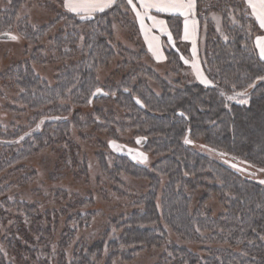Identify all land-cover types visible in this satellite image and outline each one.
<instances>
[{
    "label": "trees",
    "instance_id": "1",
    "mask_svg": "<svg viewBox=\"0 0 264 264\" xmlns=\"http://www.w3.org/2000/svg\"><path fill=\"white\" fill-rule=\"evenodd\" d=\"M27 1L51 7L59 0H10V8L1 14L0 36L12 27L9 23ZM122 3L118 0L110 10L83 20L91 32L81 50L74 35L64 37L59 32L50 41L44 51L56 53L57 61L76 59L61 68L66 70L65 78L58 77L49 86L34 78L29 67L8 77L28 93L35 91L43 108L69 91L73 105L88 106L99 87L102 97L95 102H109L111 93L112 103L124 109L123 120H116L111 111L102 125L82 121L78 113L66 122L42 120L35 130L30 128L16 139L17 144L0 141V174L20 171L13 183L25 185L35 172L16 165L41 147L65 144L68 150L63 154L74 153L72 167L86 177V161L76 160L80 149L71 139V127L95 147L100 142L82 132L103 130L114 139L115 130L122 133L131 127L137 135L152 139L153 154L159 157L147 167L123 155L110 154L107 163L103 153H96L103 176L114 185L121 212L106 216L99 229L88 235L82 234L90 232L97 215L90 193L58 191L54 201H68L55 208L9 197L10 184L0 187V264L128 263L150 252L153 264H264V187L223 160H236L256 175L255 168H264V79H258L264 78V61L255 48V38L261 34L257 23L245 14L244 0H196L200 61L212 81L205 87L180 58L181 49L185 53L188 49L181 48L182 18H167L175 46L166 50L163 63H155L142 44L130 8L120 7ZM68 14L63 15L75 18ZM58 19L34 31L22 20L19 30L26 40H36ZM33 57L40 64L47 60L37 52ZM110 66L114 85H102V74ZM221 91L246 92L248 104L228 101L226 108ZM52 107L60 110L58 105ZM13 132L0 128V138H12ZM186 137L192 138L191 143H184ZM120 175L147 182V188L132 191ZM101 191L106 198V191ZM212 198L223 208L216 217L200 209Z\"/></svg>",
    "mask_w": 264,
    "mask_h": 264
},
{
    "label": "rangeland",
    "instance_id": "2",
    "mask_svg": "<svg viewBox=\"0 0 264 264\" xmlns=\"http://www.w3.org/2000/svg\"><path fill=\"white\" fill-rule=\"evenodd\" d=\"M62 5L63 0L53 3L51 7L48 6V4L47 7H38L35 3L27 1L23 3L16 12L13 22L9 23L10 25L12 24V27L5 29L4 35L2 36H6V38H1L0 36V128L4 132L7 130L14 131L12 138L1 137L0 141H13L14 144H17V141H15L16 139L26 135L31 130H35L37 124L39 122L41 123L42 120L53 119L59 122H66L74 119L73 117L76 113H78L77 115L82 121L92 120L99 125H102V119L109 114L110 111L114 114L116 120L119 121V118L123 120L124 109L112 103L111 99L115 96L111 93L109 94V102H95L96 99L92 97V101L88 106L78 107L73 105V98L70 99V97H73L70 96L72 91H69L65 95L60 96V100H57L56 103H52L43 108V103L39 101L37 98L38 94L35 91L28 93L27 90L21 89L13 85V83H10L11 80L8 76L15 70L22 71L23 69L24 71L25 67L32 69L34 78H39L49 86L53 85L55 83L54 80L58 77L65 78L66 70L61 68L64 65L74 63L76 59L59 62L57 61L56 53H49L47 51L48 49L45 51L44 49L51 45L50 41L60 32L64 37L74 35V43L76 47L81 50L86 43V37L91 32V28L89 25L85 24V21L79 18L75 17L74 19H70L63 15L68 13L64 10ZM10 6V0H0V19L2 18L1 14H4ZM65 18H68V20ZM57 19L59 21L55 23L56 25L50 28L44 36L36 40H26L23 33L21 34L19 30L20 26L23 28L20 23L22 20H26V24L34 31L33 29H38ZM12 35L16 36L17 39L12 40L10 38ZM116 37L118 38L119 35ZM62 50L64 51L66 48ZM35 52H37V55H41L42 58L47 60L44 63L43 60H41V64L36 62L34 60L35 57H33ZM110 69L111 66L108 67V71L105 74H102L100 84L103 85L107 82L109 85H114V82L111 80L112 75L110 74ZM190 71L195 79L192 69ZM24 73H26V71ZM117 82L118 81H116L115 84ZM58 95L59 94H56L54 97L57 98ZM230 95H233V93ZM106 96L108 97V95ZM62 97L66 98L63 99ZM242 98L247 99L246 96ZM247 100L249 101V99ZM230 102L240 104L236 101ZM54 105H58L60 110H54L52 107ZM65 106L69 108L67 107L68 109L64 110L66 108ZM62 107L64 108L62 109ZM101 112H103L102 115H100ZM30 128L33 129L30 130ZM70 132L72 141H74L80 149L76 160L83 161L84 158L86 161V177H80L81 172H78L79 168H77V166L72 167V162L70 160L73 159L72 157H74L75 154L71 153V155L68 156L67 154H63L67 149L64 144L50 148L41 147L29 158L16 165L18 168H22L23 171L28 170L35 172V177L29 183L25 185L20 184L21 186L14 184L13 181L15 182L16 176H21V173H19L20 171L12 174L9 170H6L0 174V187H6L10 184V190L8 192L9 197L13 198V196H15L20 201L41 203V206H52L55 208L60 207L61 204H65L68 201L67 199L65 201H54L52 196L58 191L66 190L70 194L76 193L81 196L90 193L94 199V208L97 215L93 219L92 226L89 229L90 232L87 230L82 234L88 235L94 230L97 231L99 229V226L105 221L106 216L115 212L116 214L121 212V209L117 207V203L120 202L119 198L113 193L114 185L103 176L102 168L97 163L96 153H103L107 159V163H110V158H108L110 154H112V156L123 155L129 157L134 163H141L139 157L137 159H133L132 157L137 153H143L147 157V161L141 164L147 167L159 156H154L153 154V145L150 144L152 139H146L143 135H137V132L131 127H128L122 133L115 130L117 138L114 139L112 136H108L107 131L103 130L94 131V129L89 128L85 132H82V135L92 136L93 140L100 142V146L91 142L97 147L89 144L87 140L80 137L81 134L72 127ZM156 138L159 139V137ZM187 138L190 141L192 140L191 137ZM137 140H139L140 143H137ZM111 141H115L116 144L122 147L118 149L113 148L110 144ZM129 148L134 150L132 154H129ZM62 157L65 158L63 159ZM259 169L260 168H255L257 175L255 174V176L249 180L264 187V184L260 183V181L264 180V172L259 171ZM119 177L121 181L125 183L126 187L132 191L140 190L143 192L145 191L144 189L147 188V182L142 180L139 181L123 175ZM102 189L107 193L106 198L102 195ZM213 198L200 206L201 211L206 216L216 217L223 212L222 206ZM151 253L153 252L149 254ZM149 254L148 256L139 257L128 263L115 262L114 264H153L155 258L150 257ZM155 254H153L154 257Z\"/></svg>",
    "mask_w": 264,
    "mask_h": 264
},
{
    "label": "snow or ice",
    "instance_id": "3",
    "mask_svg": "<svg viewBox=\"0 0 264 264\" xmlns=\"http://www.w3.org/2000/svg\"><path fill=\"white\" fill-rule=\"evenodd\" d=\"M246 5L245 14L254 18L255 22L259 25L260 29H264V0H244ZM116 4V0H63V8L67 13H71L73 16L78 17L80 20H91L97 13H103L108 9H111ZM125 4L134 13L136 21L139 23L140 32L144 37L147 44L148 51L157 60L164 59L163 52L161 51L162 43L161 36L167 37V43L174 46L173 33L170 31L169 25L165 19L159 18V14H168L173 17H183V40H191L193 60L190 62L180 58L185 64L191 63V68L196 79L205 87L211 85L210 81L202 72L196 61V40L195 36L198 29V22L196 20V0H124V3L120 7H124ZM250 9V13L247 11ZM148 22V23H146ZM156 33H159L158 35ZM12 40H16L17 37L10 36ZM255 48L258 50L259 59L264 61V36H257L255 39ZM258 79H264L259 78ZM248 87H252L251 84ZM127 91V89H125ZM103 90L99 87L92 92V96L95 97L98 93H102ZM107 95V93H103ZM220 95L224 98V106L228 107V101H236L240 104H247L248 100L243 99L246 92H235L233 95H226L221 91ZM91 103V100H89ZM136 103L141 104V100L136 98ZM183 115V113H181ZM39 127V125H37ZM137 143H140L137 140ZM185 144L191 143L186 137ZM113 148H121L122 146L116 144L115 141L110 142ZM133 149H128L129 154L133 153ZM211 151V150H210ZM223 155V154H222ZM140 158L141 163L147 161V157L143 153H137L133 155V159ZM233 168H237L236 164H232ZM243 171V169H238ZM264 172V168L259 169ZM264 184V180L260 181Z\"/></svg>",
    "mask_w": 264,
    "mask_h": 264
},
{
    "label": "crops",
    "instance_id": "4",
    "mask_svg": "<svg viewBox=\"0 0 264 264\" xmlns=\"http://www.w3.org/2000/svg\"><path fill=\"white\" fill-rule=\"evenodd\" d=\"M118 0H116V2H117ZM65 10V9H64ZM108 10H110V9H108ZM108 10H106V11H108ZM66 11V10H65ZM105 11V12H106ZM248 11L250 12L251 10L250 9H248ZM130 12H131V17H132V19L134 20V22L136 23V25H137V27H138V31H139V33H140V37H141V41H142V44H143V46H144V48L146 49V52L149 54V56H150V58L153 60V62H155V63H163L164 61H165V59H166V50L169 48V47H174L175 46V44H174V46L173 45H171V44H168L167 43V37L166 36H161V43H162V47H161V51L163 52V55H164V59H161V60H157L156 58H154L153 56H152V54L148 51V47H147V44L145 43V40H144V37H143V35L141 34V32H140V27H139V23L136 21V19H135V15H134V13L130 10ZM69 14H71V13H69ZM97 14H99V13H97ZM159 18H161V19H165L166 21H167V23H168V20H167V18H176V17H173V16H170V15H168V14H159ZM179 18H182V25H181V35H180V42H182V46H181V48L183 47H185V46H187L188 47V49H187V53H185L184 52V50L183 49H181V51H182V53L184 54L183 56H184V59H187V60H189L190 62L193 60V54H192V47H193V44H192V41L191 40H183L181 37H182V35H183V17H179ZM196 18V20H197V22H198V29H197V33H196V36H195V40H196V57H195V59H196V61L198 62V64H199V67H200V69L202 70V72L204 73V75L206 76V74H205V72H204V69H203V66H202V64H201V61H200V52H201V49H202V39H201V37H200V25H199V21H198V18H197V16L195 17ZM146 23H148V22H146ZM258 25V24H257ZM258 27H259V25H258ZM260 29V28H259ZM260 31H261V34L259 35V36H264V29H260ZM157 35L159 34V33H156ZM256 39V38H255ZM257 50V49H256ZM257 54H258V57H259V53H258V50H257ZM184 62V61H183ZM185 64V63H184ZM185 65H188L190 68H191V63H189V64H185ZM192 69V68H191ZM193 71V70H192ZM194 77H195V75H194ZM195 79H196V77H195ZM197 80V79H196ZM198 81V80H197ZM199 82V81H198ZM200 83V82H199ZM201 84V83H200Z\"/></svg>",
    "mask_w": 264,
    "mask_h": 264
},
{
    "label": "water",
    "instance_id": "5",
    "mask_svg": "<svg viewBox=\"0 0 264 264\" xmlns=\"http://www.w3.org/2000/svg\"><path fill=\"white\" fill-rule=\"evenodd\" d=\"M1 38H6V36H1ZM101 96H102V93H98L95 97H93V99L100 98ZM223 160L230 167H232V164H236L237 168H234L235 170L239 171L238 169H243V171H239V172H242V173L247 174V175L255 176V173H253L250 170H248V169L244 168L243 166L239 165L236 160H232V159H223Z\"/></svg>",
    "mask_w": 264,
    "mask_h": 264
}]
</instances>
